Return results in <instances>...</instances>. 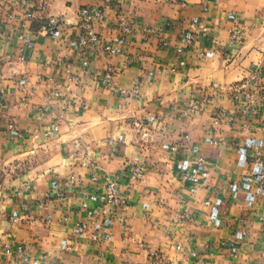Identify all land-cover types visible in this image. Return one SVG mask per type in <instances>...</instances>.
I'll use <instances>...</instances> for the list:
<instances>
[{"label": "crops", "instance_id": "crops-1", "mask_svg": "<svg viewBox=\"0 0 264 264\" xmlns=\"http://www.w3.org/2000/svg\"><path fill=\"white\" fill-rule=\"evenodd\" d=\"M0 74V264H264V0H0Z\"/></svg>", "mask_w": 264, "mask_h": 264}, {"label": "built area", "instance_id": "built-area-1", "mask_svg": "<svg viewBox=\"0 0 264 264\" xmlns=\"http://www.w3.org/2000/svg\"><path fill=\"white\" fill-rule=\"evenodd\" d=\"M27 3H24L26 5ZM101 13H95L94 15L91 14V11L89 9H81L78 13L79 20H81L83 23L88 24L93 19V17H101ZM28 18H32V14L27 15ZM120 27L123 29V31L126 34L132 33V30L126 25V21L122 19L120 21ZM197 29L202 31L203 33L208 32V28L205 25H197ZM43 33H45L47 36H50L54 39L60 38L62 35V30L60 28H55L52 25H47L43 27ZM232 42H237L239 39V31H234L231 34ZM100 37L94 34L90 31V34L88 37H81L79 40V45L83 47H87L88 45H98L100 43ZM191 39L184 37L181 40V46L178 48V52L182 53L184 49V45L191 44ZM31 46V44H29ZM108 55H117L120 54V49L118 47L112 46V45H106L103 49ZM21 60L24 59L23 56L20 57ZM1 78V74H0ZM111 77L108 76V80ZM258 80L259 75L257 73H254L250 76V78L243 80L242 82L236 84L235 86L231 87V101L235 105V107L240 111L242 117L249 118L252 116H257L259 114L258 106L253 104L254 99V89L258 88ZM138 90L135 89L132 91V96L138 95ZM124 94V93H123ZM262 103H264V96L262 97ZM188 106L191 109H194L196 106V103L194 100H190L188 103ZM233 114L230 111H219L215 114V125H219L221 121L223 120H232ZM264 125V124H263ZM247 127V126H245ZM248 128V127H247ZM52 136L51 134L48 135V137ZM249 148H253V146H249ZM253 163L254 165L261 167L264 169V148H253ZM200 164H203V161H199ZM141 172L135 171L133 178L140 177ZM185 183L189 185V192L191 194L195 193L196 187L201 184L202 179L200 177V172L198 168H193L189 174H186L184 177ZM230 187H233L230 185ZM260 188L264 189V174L261 176L260 181ZM100 200L104 202L107 205L112 206H125L127 205V200L124 197V193L121 189V187L116 182H111L107 186L105 193L100 197ZM19 253H22V249H19ZM27 260V259H26Z\"/></svg>", "mask_w": 264, "mask_h": 264}]
</instances>
